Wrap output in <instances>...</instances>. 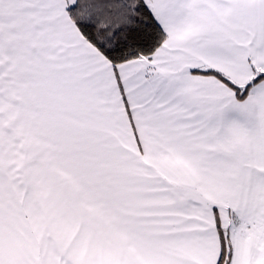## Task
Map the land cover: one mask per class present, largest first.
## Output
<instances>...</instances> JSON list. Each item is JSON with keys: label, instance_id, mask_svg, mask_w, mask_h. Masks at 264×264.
Masks as SVG:
<instances>
[{"label": "snow or ice", "instance_id": "1", "mask_svg": "<svg viewBox=\"0 0 264 264\" xmlns=\"http://www.w3.org/2000/svg\"><path fill=\"white\" fill-rule=\"evenodd\" d=\"M0 264H264V0H0Z\"/></svg>", "mask_w": 264, "mask_h": 264}]
</instances>
